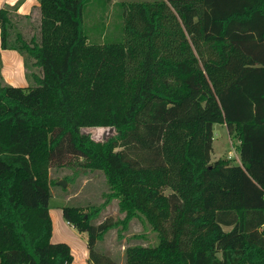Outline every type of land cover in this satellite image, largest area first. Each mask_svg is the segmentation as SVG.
<instances>
[{
    "label": "trees",
    "instance_id": "16d2710c",
    "mask_svg": "<svg viewBox=\"0 0 264 264\" xmlns=\"http://www.w3.org/2000/svg\"><path fill=\"white\" fill-rule=\"evenodd\" d=\"M23 1L0 9L1 47L30 81L6 83L0 59V264L73 262L50 214V170L69 157L159 238L118 263L96 250L111 226L93 223L99 208L63 205L94 264H264V0H133L124 39L103 42L85 29L90 0H38V24ZM216 123L241 164L212 159Z\"/></svg>",
    "mask_w": 264,
    "mask_h": 264
},
{
    "label": "rangeland",
    "instance_id": "374dc122",
    "mask_svg": "<svg viewBox=\"0 0 264 264\" xmlns=\"http://www.w3.org/2000/svg\"><path fill=\"white\" fill-rule=\"evenodd\" d=\"M130 1L133 0H90L84 14V25L90 40L95 42L123 40L125 35L122 11L124 5ZM35 18L37 19L34 22L38 24L39 17ZM83 130L101 141L108 140L116 133L112 127H85ZM238 143V139L229 134L226 125L216 123L212 159L232 158L235 164H241L237 151ZM68 160L55 164L50 170V177L53 179L51 184L53 241L71 242L77 247L82 243H88V234L71 226L62 214L60 207L69 204L79 205L85 211L99 208L95 213L93 221L95 224L106 219L111 222V226L98 240L96 250L110 255L118 263L125 261V249L128 245L158 243L157 232L142 213L129 217L121 198L113 195L102 171L81 165L82 160L76 157H69ZM60 181H64L66 186L60 184ZM77 251L80 253L78 248Z\"/></svg>",
    "mask_w": 264,
    "mask_h": 264
},
{
    "label": "crops",
    "instance_id": "0c3cea01",
    "mask_svg": "<svg viewBox=\"0 0 264 264\" xmlns=\"http://www.w3.org/2000/svg\"><path fill=\"white\" fill-rule=\"evenodd\" d=\"M18 1L19 0H0V9L2 7H5L6 5L13 6ZM39 6L40 3L38 0H24L19 5L17 13L21 16H30L31 21L37 19L35 17H39V21H40ZM0 59L2 61L1 74L6 83L13 86H21V87H26L30 85V81L27 76V69L25 65L24 56L16 49H3L1 47V30H0ZM50 214L53 221V237H52V241H53L54 218L52 215V209L50 210ZM57 218H59V215H57ZM70 225L73 226L72 224ZM67 243L71 246L72 254L74 256L73 262L71 264H94L90 260V251L88 248V243H82L78 247L72 244L71 242L70 243L67 242ZM77 248L79 249L80 253L77 251Z\"/></svg>",
    "mask_w": 264,
    "mask_h": 264
},
{
    "label": "water",
    "instance_id": "95a60500",
    "mask_svg": "<svg viewBox=\"0 0 264 264\" xmlns=\"http://www.w3.org/2000/svg\"><path fill=\"white\" fill-rule=\"evenodd\" d=\"M60 184H62L63 186H66V183L64 181H60Z\"/></svg>",
    "mask_w": 264,
    "mask_h": 264
}]
</instances>
